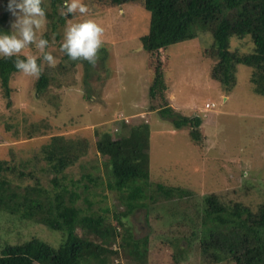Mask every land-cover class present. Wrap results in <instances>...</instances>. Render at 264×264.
<instances>
[{
  "label": "rangeland",
  "instance_id": "1",
  "mask_svg": "<svg viewBox=\"0 0 264 264\" xmlns=\"http://www.w3.org/2000/svg\"><path fill=\"white\" fill-rule=\"evenodd\" d=\"M91 1L83 0L88 9L85 14L73 13L65 24H60L58 17L64 16L61 15L63 4L43 0L42 7L53 16H46L45 25L37 35H47L49 43L45 51L56 58L55 66L42 63V72L48 70L53 78L41 95L35 88L38 77L19 71L13 75L11 85L15 90L10 100L4 97L0 87V158H9L12 149L20 162L17 165L28 169L31 163L26 159L43 151L53 136L80 138L87 153L70 166L69 172L74 179L87 174L99 177L98 185L82 179V184L89 185L92 192L87 194L81 187L78 203L85 205L84 199L89 196L95 202V209L100 205H108L110 209L122 207L120 193L107 187L108 158L102 154L97 140L107 129L118 133L116 124L124 118L132 125H148V153L153 172L150 181L179 184L190 179L191 184L187 185L195 198L190 197L188 202L195 210L203 206L204 195L213 191L225 203L237 200L253 209L264 203V90L253 87L252 67L237 65L234 86L213 77L217 60L208 55V46L213 41L209 33L165 49L163 57L167 64L163 73L174 109L183 115L203 118L200 129L205 137L200 154L187 125L177 128L157 110H149L153 69L148 52L142 48L141 36L149 31L150 12L141 2L107 8ZM7 3L8 0H0V17L6 13L3 26L9 31L15 17L6 10ZM85 18H95L104 28L103 46L94 64L73 61L60 51L66 23ZM251 45L247 40L231 39V46L243 52L251 50ZM22 53L37 56L41 64L43 53L34 46ZM153 58L155 66V55ZM210 102L214 104L208 106ZM33 161L37 162L34 158ZM181 204L152 203L133 219H123L132 223L137 234H150V264H173L169 253L176 249V239H182L180 247L187 249L181 264H206L199 240L196 238L188 244L184 238V233L195 231L191 228L194 220L187 217L182 224L179 214L172 210L178 209L179 213ZM32 236L53 244L61 239L59 234L38 223L0 212V245ZM160 247H164V252L159 254L156 251ZM114 264H124L123 258L114 260ZM213 264L235 263L229 260Z\"/></svg>",
  "mask_w": 264,
  "mask_h": 264
},
{
  "label": "trees",
  "instance_id": "2",
  "mask_svg": "<svg viewBox=\"0 0 264 264\" xmlns=\"http://www.w3.org/2000/svg\"><path fill=\"white\" fill-rule=\"evenodd\" d=\"M56 1L63 4V0L53 3ZM139 2L150 12L149 31L141 36L142 48L148 52L153 69L149 110H158L177 128L187 125L192 142L203 154L205 136L200 129L203 118L180 114L170 105L163 73L167 64L164 51L171 44L209 33L213 41L208 46V55L218 61L212 70L213 77L234 86L236 67L244 64L253 69L250 78L252 84L255 82L253 87L264 90V0H92L91 4L109 8ZM46 16L52 18L53 13L46 11ZM67 17L73 16H60L59 23L65 24ZM6 18V13L0 17V30L5 32ZM232 38L251 42V50L243 52L232 47ZM13 59L0 58V87L8 100L15 90L11 85L13 75L18 72ZM51 78L48 70L39 75L37 94L47 91ZM119 125L118 133L107 129L97 143L108 158L107 187L120 193L122 207L110 209L108 205H100L95 209L89 196L84 199L85 205L78 203L81 187L87 194L92 192L89 185L82 184V179L98 185L99 177L87 174L74 179L69 172L70 166L87 153L80 138L53 136L43 151L26 159L31 163L28 169L17 165L20 162L12 149L9 158H0V212L38 223L61 237L57 244L32 236L0 245V264H114V260L122 258L124 264H150V234H137L132 223L123 219H133L138 211H147L152 203L160 201L179 206L182 203L179 213L172 208L182 224L187 217L194 220L191 228L195 231L184 233V238L188 244L199 240L203 263L231 260L235 264H264V203L256 209L237 200L225 203L213 191L204 195L203 206L195 210L188 202L190 197L195 198L187 185L191 184L190 179L179 184L150 181L153 172L148 125H132L124 118L119 119ZM182 241L176 239V249L169 253L173 264L185 259L187 249L180 247ZM161 251L164 252V247L156 252Z\"/></svg>",
  "mask_w": 264,
  "mask_h": 264
},
{
  "label": "clouds",
  "instance_id": "3",
  "mask_svg": "<svg viewBox=\"0 0 264 264\" xmlns=\"http://www.w3.org/2000/svg\"><path fill=\"white\" fill-rule=\"evenodd\" d=\"M43 0H8L6 10L15 17L11 29L0 30V58H14L13 66L25 75L36 76L42 73V63L55 66L56 58L51 52L45 51L48 40L37 33L46 22V9ZM64 11L61 15L73 13L85 14L87 5L83 0H63ZM104 28L95 18H85L78 22L66 23L60 51L69 59L85 60L94 64L97 54L103 46ZM29 46H34L43 53L41 64L38 57L32 54H19Z\"/></svg>",
  "mask_w": 264,
  "mask_h": 264
},
{
  "label": "crops",
  "instance_id": "4",
  "mask_svg": "<svg viewBox=\"0 0 264 264\" xmlns=\"http://www.w3.org/2000/svg\"><path fill=\"white\" fill-rule=\"evenodd\" d=\"M173 96V95H172ZM168 98H170V105L173 107V105H172V102H171V97H169V95H168ZM224 98H227V97H224ZM176 106H182L181 104H178V105H176ZM174 108V107H173ZM158 111V110H157Z\"/></svg>",
  "mask_w": 264,
  "mask_h": 264
},
{
  "label": "built area",
  "instance_id": "5",
  "mask_svg": "<svg viewBox=\"0 0 264 264\" xmlns=\"http://www.w3.org/2000/svg\"><path fill=\"white\" fill-rule=\"evenodd\" d=\"M214 103L213 102H210V104L208 103V106H211V105H213ZM117 124H119V123H117ZM117 124H116V128H118V130H119V127L117 126ZM117 130V129H116Z\"/></svg>",
  "mask_w": 264,
  "mask_h": 264
}]
</instances>
